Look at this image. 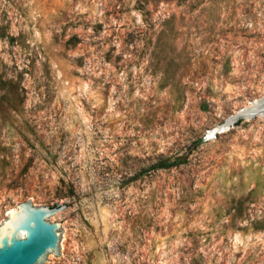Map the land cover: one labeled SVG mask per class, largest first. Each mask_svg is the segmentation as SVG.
<instances>
[{
  "label": "rangeland",
  "instance_id": "obj_1",
  "mask_svg": "<svg viewBox=\"0 0 264 264\" xmlns=\"http://www.w3.org/2000/svg\"><path fill=\"white\" fill-rule=\"evenodd\" d=\"M263 95L264 0H0V226L65 205L49 264H264V113L207 136Z\"/></svg>",
  "mask_w": 264,
  "mask_h": 264
},
{
  "label": "water",
  "instance_id": "obj_2",
  "mask_svg": "<svg viewBox=\"0 0 264 264\" xmlns=\"http://www.w3.org/2000/svg\"><path fill=\"white\" fill-rule=\"evenodd\" d=\"M264 113V95L228 116L225 121L208 131L212 137L227 129L240 118H251ZM65 205L34 206L22 201L6 223L0 226V264H49L51 256H62L57 222H51L65 213H56Z\"/></svg>",
  "mask_w": 264,
  "mask_h": 264
},
{
  "label": "trees",
  "instance_id": "obj_3",
  "mask_svg": "<svg viewBox=\"0 0 264 264\" xmlns=\"http://www.w3.org/2000/svg\"><path fill=\"white\" fill-rule=\"evenodd\" d=\"M180 162H181L180 159L170 160L169 158H162L155 163L154 168L167 169L178 165Z\"/></svg>",
  "mask_w": 264,
  "mask_h": 264
}]
</instances>
